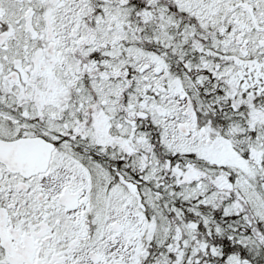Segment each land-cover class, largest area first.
Returning a JSON list of instances; mask_svg holds the SVG:
<instances>
[{"label": "snow or ice", "instance_id": "obj_1", "mask_svg": "<svg viewBox=\"0 0 264 264\" xmlns=\"http://www.w3.org/2000/svg\"><path fill=\"white\" fill-rule=\"evenodd\" d=\"M0 264H264V0H0Z\"/></svg>", "mask_w": 264, "mask_h": 264}]
</instances>
